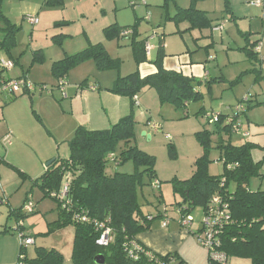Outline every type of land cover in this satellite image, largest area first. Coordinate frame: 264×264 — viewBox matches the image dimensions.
<instances>
[{
	"label": "rangeland",
	"instance_id": "obj_1",
	"mask_svg": "<svg viewBox=\"0 0 264 264\" xmlns=\"http://www.w3.org/2000/svg\"><path fill=\"white\" fill-rule=\"evenodd\" d=\"M49 1L50 4H47ZM145 2L146 4L143 0H4L3 14L17 31L14 44L9 50L0 44V60L13 61L16 69L12 74L0 73V77L11 76L12 79H7L16 80L15 76L22 71L25 78L28 77L35 85V89L16 96L0 94V139L10 131L13 133L12 146L6 151L0 141V158H6V162L13 167L34 176L38 174L37 168L43 169L44 173L51 161L66 158L69 155V141H63L58 130L64 126L65 121L70 122V104L67 102L78 96L79 86H97L100 80L104 88L114 86L111 82L115 76L121 74L126 77L134 72L132 41L108 38L105 30L113 26H137L142 39L146 38L148 32H152V36L164 35L165 44L175 43L181 49L187 47L189 50L203 52L205 56L209 50L211 58L217 59L214 64L220 65L226 78L221 81L223 83L217 81L218 84L213 89L208 85L197 86L199 97L182 107L170 102L162 103L154 89L146 88L137 96L140 103L135 107L137 128L133 144L156 158L155 180L161 183L160 190L145 186L139 192L144 212L156 213L158 197L163 199L165 205L181 201L180 195L174 192L173 180L185 181L192 177L196 161L204 154L203 147L195 137L199 132L208 130L212 133L209 153V173L212 176L224 174V162L217 149L220 143L230 141L233 146L247 143L258 145L252 150L253 159L256 162L264 161V54L250 59L240 49L245 42L242 32H246L248 26L244 24L241 27L237 23L233 32L228 34L226 30L231 23L223 19L221 23H228L226 22L222 33L213 34L208 30L190 33L186 30V22L171 19L180 13V8H190L192 0ZM224 2L225 0H198L197 3H207L206 8L211 10H223ZM29 15L37 17L39 24L28 23L26 17ZM220 15L218 12L211 17L221 20ZM4 27L5 24L0 22V28ZM4 33L0 31V43L4 39ZM89 44H102L106 53L112 59L120 60L121 64L101 70L94 60L82 62L69 70L65 76L66 84L61 86V81L53 72L54 64L86 50ZM38 55L42 56V63L34 62ZM31 66L34 68L31 69ZM65 95L68 97L65 98ZM247 101L250 103H246ZM241 104L244 107L251 105L253 108L239 116L240 135L224 132L221 136L216 132V126L206 122L207 113L233 116L235 108ZM155 124L160 127L158 131L153 129ZM144 132L151 138L143 136ZM245 134L249 136L246 137ZM170 145L175 147V158L170 154ZM31 168H36L35 173ZM29 170L32 173H27ZM107 172L132 174L134 166L132 163L119 167L111 165ZM261 172L264 173V166ZM19 178L14 169L0 163V207H7L8 211L11 207L17 210L22 208L26 193L33 189L29 196L35 206L34 213L24 214V218L13 215L9 219L10 222L12 220L13 231H17L22 223L26 235L35 240V244L24 252L28 253L29 258H34L38 248L56 249L63 255L64 264H72L74 231L68 229L55 235H46L49 225L58 220V203L50 197L44 198L43 192L32 185L30 180L22 183ZM2 181L12 185L5 193ZM24 185H29L26 192ZM250 188L253 191H264V179H253ZM193 218V226L197 229L203 218L202 210L196 209ZM234 259L237 258L228 259V263L234 264ZM239 260L251 264L248 259Z\"/></svg>",
	"mask_w": 264,
	"mask_h": 264
},
{
	"label": "trees",
	"instance_id": "obj_2",
	"mask_svg": "<svg viewBox=\"0 0 264 264\" xmlns=\"http://www.w3.org/2000/svg\"><path fill=\"white\" fill-rule=\"evenodd\" d=\"M3 2L4 0H0V22H3L5 27L0 28V31L5 33L0 44L9 50L14 44L17 29L4 16ZM197 2L198 0H192V5L188 9L180 8V13L171 20L187 22L190 25L188 31L212 29L213 21L205 12L196 8ZM47 4H50V1ZM226 11H230L229 0H226ZM219 25L220 23L213 28ZM126 31L132 33L129 39L132 41L131 47L137 66L147 62L148 40L140 38L137 26L126 28L113 26L105 30L108 38L119 39L124 38L123 33ZM253 49L249 51L245 48L242 51L246 52L248 58L256 59L257 54L261 53L262 44H255ZM165 56L162 42L154 63L158 70L156 74L142 78L137 69L126 77L118 78L114 86L107 90L113 95L130 100L131 108L127 116L105 130L78 127L68 142V157L55 160L45 168L42 176L34 181V185L43 192L44 198H52L59 207L58 220L49 225L46 235L73 227L72 264H97L96 258L100 255L105 258L104 264H186L178 254L162 256L149 251L139 243L137 236L149 231L151 224L159 219L168 218L180 224L182 217L177 211L182 210L183 216L193 217V212L200 209L204 216L213 199L221 197L229 207L230 219L218 228L219 248L217 247L216 252L225 255L227 260L225 263L216 262L212 252L207 249L209 264H229L230 258L248 259L252 264H264V191L260 189L253 191L250 188L253 179H264V173L261 172L264 161L256 162L252 155L253 148L258 145L247 143L243 146H233L230 141L220 143L217 149L224 162V174L212 176L209 173L212 133L208 130L197 133L195 137L204 149L203 156L196 161L195 171L190 179L173 180L174 192L180 195L181 201L165 205L163 199L158 197L156 213L144 212L139 192L145 186L160 190L161 183L158 181L159 187H154L157 181L156 158L133 144L137 128L135 107L139 103V101L136 103L134 98L146 88L154 89L162 103L170 102L182 107L199 97L197 86L202 84L196 79L165 70L163 67ZM89 60H94L101 70L121 64L106 53L102 44H89L86 50L56 62L53 67L54 75L59 81H65V76L72 67ZM34 62L42 63V56L38 55ZM84 88L85 85L80 86L79 90ZM24 93L26 92L22 94ZM238 106L243 108L240 113L236 111ZM238 106L233 116L224 117L218 114V122L215 124L207 121L206 116L216 114L209 112L205 115L206 122L216 126L218 128L216 132L221 136L224 132L240 135L239 116L246 114L253 107L251 105L244 107L243 104ZM234 126L240 128L239 132H235ZM169 151L175 158V147L170 145ZM1 162L14 169L23 181L29 180L28 175L5 162L4 158H0ZM127 163L134 166L132 174L107 172L111 165L119 167ZM65 186L68 188L67 195L61 198ZM29 202L32 201L28 195L24 206L13 211L12 215L24 218V214H33L34 211L24 212V207ZM81 215L87 218L86 222L75 219ZM107 229L110 230L109 242L101 246L98 241ZM17 231L19 236L22 233L25 238L28 237L24 232V225L19 226ZM135 246L140 249L137 251ZM22 248L20 257L23 255L25 258L19 259V263L64 264L63 255L56 249L38 248L35 257L29 258L24 252L27 248L24 245ZM131 252L136 253L134 258L130 255Z\"/></svg>",
	"mask_w": 264,
	"mask_h": 264
},
{
	"label": "crops",
	"instance_id": "obj_3",
	"mask_svg": "<svg viewBox=\"0 0 264 264\" xmlns=\"http://www.w3.org/2000/svg\"><path fill=\"white\" fill-rule=\"evenodd\" d=\"M209 1L212 0H208V1L205 0V2H209ZM250 1L253 0H229V6H230L229 12L226 11V0L224 2L223 10L208 9L206 8L208 7V5H206L207 3H202V4L197 3L196 7L199 11L205 12L209 17V19L213 21L212 29H208L210 33L212 32L214 34L213 26H216L218 23L221 24V21H223V19H227L228 22L230 21L231 23V25H229L228 29L226 30L228 34L229 32H233V29L237 25V23H239L241 27H244L243 25L246 24V26H248V29L246 30V32H242L244 34L243 36L245 38V42L240 49L242 50L247 48V50L250 51L251 49H253L255 44L261 43L262 50L260 54H257V56H263L264 7H252L248 4ZM218 12L219 15L220 13H223L220 15V17H222L221 20L214 19L211 17V15H217ZM187 25L188 26L186 30L190 28V25L188 23ZM177 28L178 30H180L179 26ZM197 32H199V30L192 31V33H197ZM131 34L132 33L124 37L122 40H128ZM152 34H153L152 32H148L145 36L146 38H144L148 40L147 43H149L150 45V51L146 53L147 62L137 66L132 51L134 71L138 69L142 78L157 73L158 70L154 63L158 57L159 47L163 42L164 53L166 55L163 60V67L165 70L171 72H177L189 79H196L198 81H201L202 85H208L210 86V89H213L215 85L218 84L217 81H220L219 83H223L221 81L226 80L223 71L220 69V65L214 64L217 59L211 58L210 56L211 53L209 52V50L206 51V56H205L203 52H198L197 50H189L187 49V47L181 49L175 43L165 44L166 39L164 35L157 37L156 34H154L153 36ZM255 34H259V35L255 36ZM152 42H154L155 45L152 44ZM203 45L205 46V44ZM254 49L253 52L256 54ZM2 60L5 59H1L0 63ZM6 61H8V59ZM262 61H264V57H262ZM33 68L34 66H31V69ZM15 69L16 67L13 68L11 71H6V72L12 74L13 72H15L14 71ZM3 72H4L3 69L0 67V73L2 74ZM23 76L24 73L21 71L15 77L17 79L20 77L22 78ZM28 76H29V72H28ZM120 77L123 76L121 74L115 76V78L111 83L115 84L117 79ZM3 78L12 79L11 76L4 77L3 75H1L0 82L1 79ZM26 78L28 79V77ZM101 81L102 80H100V83L97 86H90V87L86 86L84 90H79V93H77L78 96H76L75 99H72L67 102L70 104L69 105V109L71 113L70 122L68 123L67 121H65L64 126L61 127L60 130H58V132L60 131L59 135L63 137L62 138L63 141H67V140L70 141L71 140L70 137L73 138L78 127L82 126L89 130L109 129L112 125L116 124L122 118H124L129 114L131 108L130 100L125 97L111 94L107 90L111 89L113 86H107L104 88L103 83ZM64 97L67 98L68 96L65 95ZM139 106L142 107L141 104ZM7 125L9 126V124ZM8 135L11 136V144L7 147H4V144L2 143V139ZM12 139H13V133L11 131L8 134L6 133L4 134V136L1 137L0 141L5 151L10 146H12L13 143ZM31 169H32L31 171L34 172L36 168H31ZM29 171H27V173H32L31 171L30 172ZM36 171L38 173L36 174L37 176H34V174L28 175L25 173L26 175L29 176V180L32 183V185H34V181L40 177L41 173H43V169L41 168L40 169L37 168ZM19 180L22 179L19 178ZM29 180L26 181L22 180V183H26ZM18 182L19 181H16V183ZM1 185H5V188L3 189V193L6 192V189L12 187V185H7L6 181H2ZM28 186L29 185H24V188ZM24 190L26 192L28 191V188ZM32 190L33 189H31L30 193L29 192L26 193L24 204L27 199V196L32 195ZM8 206H10L9 203ZM15 210L17 209H14L12 207L10 211H8L7 207L6 208L0 207V264H19L21 251L23 249L22 248L23 242L16 229L14 231L12 230L11 228L12 220L11 222L9 220L10 218L13 217L12 212ZM162 210H164V208ZM165 219H159L154 221L151 224V228L149 231L144 232L139 236H137V240L139 241V243L145 248H147L149 251L156 253L158 255L165 256L168 254H178L186 262V264H209V259H208L209 257L207 251L201 245H199L196 237L192 233L196 230L194 226L191 229H184L180 226V224L176 220H171L169 226L164 228L162 226V223ZM68 229L74 231L73 227H69L65 230ZM234 262H235L234 264H248V263H244V261L239 259H234Z\"/></svg>",
	"mask_w": 264,
	"mask_h": 264
},
{
	"label": "built area",
	"instance_id": "obj_4",
	"mask_svg": "<svg viewBox=\"0 0 264 264\" xmlns=\"http://www.w3.org/2000/svg\"><path fill=\"white\" fill-rule=\"evenodd\" d=\"M143 3L146 4L145 0H143ZM249 5L252 7H263L264 6V0H253L249 2ZM26 20L31 25H38L39 20L37 17L34 16H27ZM225 23H221L219 26L213 28L214 33H222L225 30ZM130 34V31H126L123 33V36L126 37ZM146 51H150V45L149 43L146 44ZM0 67L3 69L4 72L11 71L13 68H15V63L13 61H6L2 60L0 63ZM66 84L65 81H61V86H64ZM35 89V85L29 81L27 78L22 77L20 79H14V80H8V79H1L0 82V94L8 93L12 96H16V94H20L23 92L30 93L33 92ZM135 102L137 103L138 97L136 96L134 98ZM138 104V103H137ZM236 111L240 113L243 111V108L241 106H238L236 108ZM219 115L218 114H211L206 116L207 121L210 124H215L218 122ZM153 129L155 131L159 130V127L157 125L153 126ZM239 127L234 126L235 132H239ZM2 143L4 146H9L11 144V136L8 135L5 138L2 139ZM159 182L156 181L154 183V187H159ZM68 188L67 186L64 187V189L61 192V198L66 197ZM34 211V205L32 202H29L24 207L25 213H32ZM182 211V210H181ZM181 211H177L178 215H181L180 219V226L184 229H191L193 227V224L195 222L194 218L192 216H183ZM75 219L77 221L86 222L87 218L84 216H76ZM230 219L229 217V207L228 205L223 201L221 197H215L207 210V213L203 216L200 227H198L194 232V235L198 241V243L205 248L206 250H210L212 252V257L216 262L219 263H225L227 258L225 255H222L220 253L216 252L217 247L219 246V239L217 238L219 230L218 228L220 225H222L223 222L228 221ZM170 224V220L166 218L162 226L164 228L168 227ZM23 224L21 223V225ZM21 239L23 238V245L24 247H29L34 245L35 241L31 237L25 238L24 235L21 233ZM110 239V230L107 229L104 231L101 239L98 241V244L101 246L107 245ZM219 248V247H218ZM135 249L138 251L140 248L138 246H135ZM130 255L134 258L136 256L135 252H131ZM25 256H21L20 259L23 260ZM24 264V263H20Z\"/></svg>",
	"mask_w": 264,
	"mask_h": 264
},
{
	"label": "water",
	"instance_id": "obj_5",
	"mask_svg": "<svg viewBox=\"0 0 264 264\" xmlns=\"http://www.w3.org/2000/svg\"><path fill=\"white\" fill-rule=\"evenodd\" d=\"M143 136H147L148 138H151L150 135H148L147 133H143ZM55 160L51 161L47 166H50ZM96 262L97 264H104L105 263V258L104 256L100 255L96 258Z\"/></svg>",
	"mask_w": 264,
	"mask_h": 264
}]
</instances>
